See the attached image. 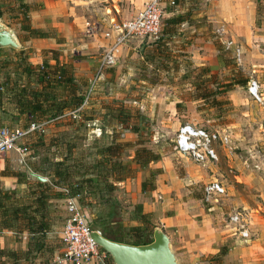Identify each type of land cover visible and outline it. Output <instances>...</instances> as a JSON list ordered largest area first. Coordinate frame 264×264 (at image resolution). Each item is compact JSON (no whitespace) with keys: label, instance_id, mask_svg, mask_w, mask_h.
I'll list each match as a JSON object with an SVG mask.
<instances>
[{"label":"rangeland","instance_id":"rangeland-1","mask_svg":"<svg viewBox=\"0 0 264 264\" xmlns=\"http://www.w3.org/2000/svg\"><path fill=\"white\" fill-rule=\"evenodd\" d=\"M174 1L173 6H165L162 21L180 14L187 15L188 20L175 27L174 34L158 37L162 44L159 53L154 50L153 41L127 39L117 47L115 63L98 76L85 106L79 105L78 113L66 110L56 117L51 113L41 117L42 132L27 137L24 142L29 153L25 166L6 160L1 162L3 165L0 163L3 169L21 172L24 182L10 188L2 184L0 176V203L4 206L32 202L34 180L27 171L37 169V173L31 172L46 180L42 182L46 189L42 190L48 204L49 231L45 233L42 250L17 264H65L60 261L63 200L70 196L84 198V202H91L99 210L112 205L124 229L146 223L152 233L155 228L163 232L155 222V213L144 212L140 203L162 200L151 192L159 171L153 167L157 161L148 162L143 168L134 163L136 153L141 159L147 156V151L158 155V160L162 159L166 168L176 169L177 174L183 166L194 177L202 174L203 180L193 184L184 181L192 184L189 186L192 194L202 203V187L208 182L219 183L224 194L212 201L217 208L215 214L223 222L226 219L229 234H235L243 246L248 245L249 236L259 235L255 242H260L264 255V238L261 239L264 237V106L254 102L246 92L248 81L254 80L264 93V0L254 1L247 36L240 30L228 31L225 19H220L222 32H217L213 26V22L217 26L219 23L214 18L219 11L216 0ZM144 3L143 0L93 1L85 9L84 16L90 26L84 34L94 33L77 37L88 39L87 46L95 48L97 53L93 54L100 59L106 49L100 43L106 40V46L111 45L115 41L114 27L133 18ZM16 5V0H0V12L4 16L0 21L22 39L21 32H25L22 28L28 26V20L17 14ZM229 36L235 37V41ZM90 41H96L95 47ZM228 41L233 42L227 46ZM51 51L40 52V63L34 65L29 61L31 50L0 48V127H23L25 120L17 115L15 94L22 88L38 91L44 86L35 84L36 71L30 65H42L45 71L48 66L63 70L72 65L73 57L88 58L71 53L70 57L60 58V51ZM96 69L97 66L92 78ZM71 70L73 75V66ZM243 79L246 80L243 85L229 84ZM90 80L75 81L81 96ZM185 123L218 135L215 163L197 165L173 150L176 130ZM140 174L143 177L138 181L136 176ZM118 176L122 179L116 180ZM100 186H104L101 194L97 193ZM138 206L146 214L144 223L134 217ZM86 211L89 216L90 211L87 208ZM232 212H239L241 224L245 230L248 228L246 241L239 238L238 226L228 223L227 216ZM0 234L8 244L0 245L3 250H25L19 243L30 240L25 233L0 230ZM149 239L152 241V235ZM223 253L205 258L204 264H220ZM108 262H111L109 257Z\"/></svg>","mask_w":264,"mask_h":264},{"label":"crops","instance_id":"crops-1","mask_svg":"<svg viewBox=\"0 0 264 264\" xmlns=\"http://www.w3.org/2000/svg\"><path fill=\"white\" fill-rule=\"evenodd\" d=\"M24 1L28 4L40 5L37 10L28 14V26L30 29L40 30L45 33L50 32L53 36L33 38L26 36V32H21V35H23L21 39L16 31L12 29L19 41L20 49L31 50L29 55L31 57L29 58L30 63L39 64L40 52L47 50L60 51L62 53L60 58L70 57L69 53L77 54L81 57L88 55L86 59L73 61L72 66L74 79H86L89 82L92 78L91 73L94 72V68L99 61L93 54L94 52L97 53V50L87 46L86 42L88 39L83 40L84 37L78 38L77 36L84 34V31H87L88 26H90L84 14L86 7L95 0ZM143 1L145 2L146 0ZM254 1L216 0L215 7L219 8L217 15L220 16L215 14L214 18H216L217 22L220 19H225V26L228 31L240 30L247 36V26L252 25ZM219 23L217 26L213 22L216 30L219 29V26L221 27L222 22ZM229 27L230 30L228 29ZM93 33L91 32V34ZM91 34L84 35L89 36ZM234 39L236 38H231V40L235 41ZM103 41L100 44L106 48L108 42L106 43V40ZM90 42L95 47L96 41ZM184 158L187 159L185 156ZM2 165L0 170L3 169ZM182 165H185V163ZM186 166L189 165L186 164ZM153 167L159 169V171L156 175L154 190L151 192L156 193L162 200L152 204L148 200H141L140 203L144 212L155 213V222L169 238L177 264H204L205 258L214 256L220 253L221 250H224V253L220 264H264V255L260 251V242H255V239H260L259 235H255L252 238L248 232L249 239L247 241L244 240L248 245L243 246V243L238 241V237L235 234H229L230 227L225 222L226 219L223 222L215 214V205L202 203L199 197H196L197 195L194 196L192 194L189 186L195 181L203 180L202 174L198 173L194 177L183 166L178 169V175L176 169L170 170L166 168L165 164L162 163V159L158 160ZM142 177L140 174V176H136V180L139 181ZM184 178L187 180H184ZM1 180L3 185H7L10 188L16 184L15 179L10 177H2ZM184 181L192 184H184ZM148 193L150 192H146L147 195ZM143 197L148 199L145 195ZM246 230L248 231L247 227ZM4 238L0 234L1 246L8 245L6 238ZM263 238L261 236V239ZM19 245L21 249H25L23 247L27 246L25 242L19 243Z\"/></svg>","mask_w":264,"mask_h":264},{"label":"trees","instance_id":"trees-1","mask_svg":"<svg viewBox=\"0 0 264 264\" xmlns=\"http://www.w3.org/2000/svg\"><path fill=\"white\" fill-rule=\"evenodd\" d=\"M16 10L19 16H22L24 20H28V14L34 10H37L40 5L38 4H28L24 0H16ZM173 5L174 0H171ZM178 2V0H176ZM172 5V6H173ZM4 17L0 12V19ZM188 17L183 15H176L161 22L159 36L174 34L175 27L179 26L182 22L187 21ZM28 37L33 38H46L53 37L50 32H42L36 29H30L29 26L22 28ZM158 36V37H159ZM157 37V39H158ZM155 39L154 50L156 53L161 51V46L159 40ZM157 40V41H156ZM156 41V42H155ZM53 52L50 50V53ZM77 58L73 57L71 62L76 61ZM46 63V62H45ZM44 64V63H43ZM45 65V64H44ZM35 70V84L44 85L40 90H32L31 87L26 90L25 88L20 89L18 94H15L14 99L17 106V115L24 117L25 125L23 128L27 127L30 123H41L44 115L51 113L52 116H59L63 111H75L77 110L82 101V96L78 92V87L76 86V80L73 78L71 67L69 65L67 69L59 70L56 67L48 66L45 71L41 66H31ZM245 79L241 81H231L229 84H240L245 83ZM26 85L29 83L26 80ZM62 93V94H59ZM17 97V99H16ZM19 97V99H18ZM60 104V107L58 106ZM73 113V112H72ZM74 113V114H75ZM78 115V114H77ZM35 134V133H34ZM33 136V135H32ZM147 156L139 159L136 153V158H134V163L143 168L148 162L158 161V155L152 154L151 152H146ZM28 168V167H27ZM123 169H127L125 166ZM39 170V169H38ZM43 171V169H40ZM32 172L37 173V169H31ZM61 172H57L60 175ZM1 177H10L15 179L16 185H23L24 182L21 179L22 173L19 171L9 170L4 168L0 171ZM116 180H121L120 176L115 178ZM31 185L35 188L33 191V200L29 204H15V202L10 206H4L0 203V230L15 231L18 233H25L30 239L26 244L25 250H3L0 249V264H17L19 261L29 259L35 253H39L44 245L45 233L49 231V214H48V204L45 201V196L43 190L46 189V184L38 181H32ZM76 186V185H75ZM104 186H100L97 193L101 194ZM143 187V185H142ZM30 188V185H28ZM43 189V190H42ZM74 195H79L74 193ZM9 198H13L8 193ZM87 198L85 197V200ZM80 205L86 207L90 214L87 215V224L90 229L96 230L100 233L102 237L107 240L123 243L133 246L145 245L151 242L149 237L152 235L151 229L148 224L144 223L143 220L146 214L140 212V206H138L134 217L144 223L146 226L141 224L136 227H129L124 229L121 225V220L116 216L112 205H108L106 210H99L95 205H91V202H84V198L79 197ZM149 228V229H148ZM223 251L220 252L221 255ZM31 255V256H30ZM219 255H217V261H219ZM106 264H111L108 262V255L106 254Z\"/></svg>","mask_w":264,"mask_h":264},{"label":"built area","instance_id":"built-area-1","mask_svg":"<svg viewBox=\"0 0 264 264\" xmlns=\"http://www.w3.org/2000/svg\"><path fill=\"white\" fill-rule=\"evenodd\" d=\"M171 0H146L141 10L133 18L114 27L115 41L107 46L101 55L96 74L90 80L80 103L84 107L89 93L92 91L95 81L102 71L115 63L117 47L127 39L154 41L159 36L161 22L165 14V6L171 7ZM222 32V29H217ZM107 36V34L105 35ZM231 42L228 41L227 46ZM238 56V51L236 50ZM246 92L256 103L264 106V93L254 80H250L246 86ZM43 123H30L27 127H0V161L18 163L19 167L25 166L28 150L25 140L34 133L42 132ZM219 137L215 132H208L202 128L190 124L180 125L172 140L173 150L187 157L194 164H213L217 161L215 146ZM224 194V188L217 182H208L202 187V200L211 204L216 197ZM78 196H70L63 200L64 219L62 223L61 239L63 250L60 261L65 264H106V253L91 239L92 232L100 235L96 230L90 229L87 224L86 208L79 203ZM228 223L238 226V236L241 240L248 237L247 231L241 224L242 218L239 212H232L227 216ZM101 236V235H100Z\"/></svg>","mask_w":264,"mask_h":264},{"label":"water","instance_id":"water-1","mask_svg":"<svg viewBox=\"0 0 264 264\" xmlns=\"http://www.w3.org/2000/svg\"><path fill=\"white\" fill-rule=\"evenodd\" d=\"M3 47L20 49V44L14 31L0 21V48ZM27 175L34 181H46L31 171H27ZM90 237L108 255L112 264H177L169 238L158 228L153 230L150 243L139 246L113 242L96 232Z\"/></svg>","mask_w":264,"mask_h":264}]
</instances>
